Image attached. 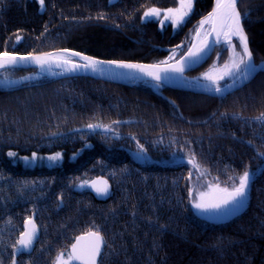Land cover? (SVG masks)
Returning <instances> with one entry per match:
<instances>
[{
	"label": "trees",
	"instance_id": "16d2710c",
	"mask_svg": "<svg viewBox=\"0 0 264 264\" xmlns=\"http://www.w3.org/2000/svg\"><path fill=\"white\" fill-rule=\"evenodd\" d=\"M210 4L194 0L189 16L173 28L141 16L149 7H176L177 0H45L43 8L37 0H0V52L69 48L157 63L165 48L180 45L176 59ZM238 8L248 13L242 25L257 63L264 60V0H239ZM217 51L222 60L226 49L217 46L186 75L205 70ZM145 83L153 82L71 76L0 87V264H11L25 216L33 217L39 235L17 254L18 264H53L75 236L94 227L105 237L98 264H264V155H258L264 154V122L254 119L264 112V69L224 96L162 85L156 92ZM57 152L52 165L39 160ZM33 153L39 161L24 164ZM180 153L194 154L222 183L247 169L245 205L223 219L200 216L188 195L189 186L193 196L197 191L188 158H170ZM96 176L111 187L101 201L83 188Z\"/></svg>",
	"mask_w": 264,
	"mask_h": 264
},
{
	"label": "snow or ice",
	"instance_id": "6c2138e0",
	"mask_svg": "<svg viewBox=\"0 0 264 264\" xmlns=\"http://www.w3.org/2000/svg\"><path fill=\"white\" fill-rule=\"evenodd\" d=\"M41 8L44 7L45 0H37ZM194 0H177L176 7L160 9L157 7L147 8L141 20L151 17L160 18L161 24L171 21L173 28L182 24L193 9ZM239 0H213L211 11L207 15L201 17L198 26L195 29V37L188 47L187 51L178 59H174L175 50L180 47L176 45L164 60L154 64L130 63L122 60L101 61L92 56H86L78 51L69 49H61L56 52H44L40 54L28 53L27 55H19L15 52H0V68L15 65L17 62L32 61L38 67H51L55 65L65 71H77L80 68L92 69L93 71L101 70L103 65L114 66L116 69H126L131 72H139L144 76L156 81L157 85L163 80L169 78H182L186 68L198 62L214 44L223 43L227 46L228 59L223 66L217 67L215 64L206 72L201 74L203 80L208 82L207 87L214 88L217 93L221 92L220 81L225 77L247 80L251 73H254L258 67L253 63L252 52L249 48L248 37L242 25V19L248 13H242L238 8ZM103 18V17H100ZM47 30V29H46ZM43 35V33H42ZM17 41L21 40V36L15 37ZM238 41V45L234 42ZM220 53H217L219 57ZM78 57L82 63H78L74 58ZM223 115V114H222ZM235 118V117H234ZM257 122H264V112L254 118ZM103 127L108 130L107 125L88 124L87 128ZM249 143H251L249 141ZM139 151L144 152V148L139 146ZM8 156H15L14 152L9 151ZM258 155H264L258 153ZM60 153H54L49 156V160H57ZM27 159V158H24ZM32 159H36V153L32 154ZM187 162L197 172L204 175L200 165L196 162L194 154L189 153ZM191 174V173H190ZM250 173L246 169L238 177H230V179L238 180L230 187H221L218 182L208 183L205 191H197L193 196V189L189 186L188 195L192 207L203 213H219L234 210L235 206L241 204L247 194ZM27 183V182H24ZM83 183H89L87 181ZM90 186L97 194H105L108 192V182L97 178L91 181ZM57 200L62 202L61 196H57ZM163 227V226H162ZM38 225L32 216H25L24 228L11 245L12 260L11 264H18L16 256L19 252L27 251L33 247L34 241L38 237ZM105 246V237L99 227H94L81 235L75 236L73 242L70 243L66 251L57 253L53 264H98V257L102 255Z\"/></svg>",
	"mask_w": 264,
	"mask_h": 264
},
{
	"label": "water",
	"instance_id": "95a60500",
	"mask_svg": "<svg viewBox=\"0 0 264 264\" xmlns=\"http://www.w3.org/2000/svg\"><path fill=\"white\" fill-rule=\"evenodd\" d=\"M212 4H213V0H211V4H210V8H209L208 12L211 11ZM207 13L205 15H207ZM194 36L195 35H193V37H192L191 43L194 39ZM191 43L188 47L191 46ZM218 45H220V44L212 45L211 48L209 49V51L207 52V54H205L198 62H196V63L192 64L190 67L186 68V70L183 73L182 78H175V77L169 78V79H166V80H163L162 82H160L159 85H162V86L168 87V88H174V89H180V90H185V91H190V92H195V93H201V94H205V95H209V96H224L230 92H233V91L241 88L243 85L248 83L259 71L264 69V67H258L254 73H251L249 75L247 80H244L242 78L236 79V80H233V79L230 80L229 82L221 85V92H219V93H217L214 88L201 87V86L197 85V83H195V82H190L191 78L186 77V74L189 71H192V70L198 68L200 65H202L211 56L213 50ZM249 48H250V46H249ZM61 49H69V48H58V49L51 50V51L36 52L33 54H40V53H44V52H56V51L61 50ZM170 49L171 48H165L166 51H169ZM187 49L185 50V52L187 51ZM69 50L77 51V50H73V49H69ZM78 52H80V51H78ZM17 54H19V53H17ZM27 54H19V55H27ZM82 54H84L86 56H91V55H88L85 53H82ZM181 56L176 58V60H178ZM92 57H94V56H92ZM94 58L101 60V61L111 60V59H102V58H97V57H94ZM74 60L78 63H82V61H80L78 57L74 58ZM122 61H124V60H122ZM125 62L146 64V65L147 64H154V63L138 62V61H125ZM255 64L258 66H264V60H261ZM6 68L34 69L41 77L52 78V79L71 77V76H83V77H90L93 79H99V80L108 81V82L117 83V84H122V85H134V84H136L142 80H147V81H151L153 83H157L156 81L151 80V78L144 76L142 73L131 72L130 70H126V69H116L114 66H109V65H103L102 69L97 70V71H93L90 68H88V69L80 68L77 71H65L64 69L58 68L55 65H52L51 67L45 66L44 68H40L35 63H33L32 61H24V62H17L15 65H12V66L0 68V70L6 69ZM93 129H95V128H93ZM102 130L106 131V129H104V128H102ZM97 178L106 180V178H104L103 176L93 177V178L87 180V182H89V183H83V188H85L94 197V199L101 201V200L106 199L110 195L111 187H110V184L108 183V192L105 194H97L93 190V188L90 186V182L97 180ZM250 179H251V176L249 178V182H250ZM246 196H247V194H246ZM246 196H245L243 202L241 204H239V206L236 209L230 211L229 216L237 213L245 205ZM23 228H24V226H23ZM22 231H23V229H22ZM81 234H83V233H81ZM81 234H79V235H81ZM38 235H39V230H38ZM36 240L34 241V244H35ZM34 244H33V246H34ZM99 257L97 259H99Z\"/></svg>",
	"mask_w": 264,
	"mask_h": 264
},
{
	"label": "rangeland",
	"instance_id": "374dc122",
	"mask_svg": "<svg viewBox=\"0 0 264 264\" xmlns=\"http://www.w3.org/2000/svg\"><path fill=\"white\" fill-rule=\"evenodd\" d=\"M158 19L161 21V19H163V16H161ZM165 23H170V25H171V21L170 20L169 21H166ZM196 27H195V29H196ZM195 29L192 32L191 36H190V43H191L192 37H193V35L195 33ZM218 46L223 47V48L226 49L225 57L222 60H220L219 57L217 56V53H220V51H217V52H215V54H214V56L212 58L211 63L209 64V66L205 70H203L199 74H196V75H193V76L186 75V77L191 78V79L192 78H196L197 80H200V81H203V82L208 83L207 81H205V80L202 79L201 74L204 73V72H206V71H208L214 64L217 67L223 66L224 62L228 59L227 46L226 45H218ZM172 50H170L162 60H164L166 57H168L169 54L172 53ZM176 53H177V49L175 50L174 56L176 55ZM40 78H41V76L35 70L34 71H29V72H26V73L19 74L18 76H12L9 73H3V74H0V87H11V86L17 85V84H19L21 82H25V81L28 82V81L38 80ZM230 80H232V78L225 77L223 80L220 81V86L223 85V84H225V83H227V82H229ZM145 84H147L152 90H154L156 92H158L159 89H160V86H158L157 83H151V84L150 83H145ZM130 154L134 158H136V159H141L142 158V155L140 153L136 152V151H131ZM51 155H53V154L47 155V156H45L43 158H40L39 160H41V162H43L45 165H52L53 163H55L59 159L54 160V161L53 160H49L48 157L51 156ZM170 158L171 159H175V160L177 158H188V153H186V154H182V153H180V154H172ZM39 160H38L37 157H36L35 160H33L32 159V156H30L27 159H24L23 158L22 162L24 164L34 165ZM201 170L205 173L204 175H201V173L197 172L194 168H192V166H191L190 172H189V176H191L193 178L195 177L196 178L195 180H197L196 181L197 191H205L207 189V186H208V183L209 182H211V183L218 182L221 187H225V186L230 187L234 182L235 183H238V180H230L229 183H222L219 180H217L215 177H213L211 175H208L205 170H203V169H201ZM238 206L239 205L235 206L234 209H236ZM193 209L200 216H202L204 218H207V219H214V220L221 219V214L223 213V212H219V213H203V212L198 211L195 208H193Z\"/></svg>",
	"mask_w": 264,
	"mask_h": 264
},
{
	"label": "bare ground",
	"instance_id": "6f19581e",
	"mask_svg": "<svg viewBox=\"0 0 264 264\" xmlns=\"http://www.w3.org/2000/svg\"><path fill=\"white\" fill-rule=\"evenodd\" d=\"M205 16V15H204ZM201 19V18H200ZM198 26V25H197ZM194 35H195V33H194ZM195 37V36H194ZM220 45H224L223 43H220ZM172 49H174V48H171L170 50H172ZM169 50V51H170ZM168 51V52H169ZM142 81H146V80H142ZM190 82H195V83H197V85H199V86H201V87H207L206 85H208V83H206V82H203V81H200V80H197L196 78H192V79H190Z\"/></svg>",
	"mask_w": 264,
	"mask_h": 264
},
{
	"label": "flooded vegetation",
	"instance_id": "af4514ba",
	"mask_svg": "<svg viewBox=\"0 0 264 264\" xmlns=\"http://www.w3.org/2000/svg\"><path fill=\"white\" fill-rule=\"evenodd\" d=\"M229 214H230V211L227 212V213L223 212V213L221 214V218H222V219H223V218H226L227 216H229Z\"/></svg>",
	"mask_w": 264,
	"mask_h": 264
}]
</instances>
